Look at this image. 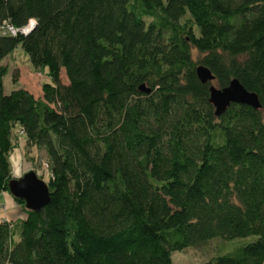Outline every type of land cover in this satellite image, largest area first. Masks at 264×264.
<instances>
[{"label": "trees", "instance_id": "obj_1", "mask_svg": "<svg viewBox=\"0 0 264 264\" xmlns=\"http://www.w3.org/2000/svg\"><path fill=\"white\" fill-rule=\"evenodd\" d=\"M32 17L0 35V197L23 138L48 156L49 201L13 196L25 216L0 219V264H174V250L247 234L199 264H262L264 0H0V24ZM18 44L48 68L40 95L16 72L3 91ZM234 77L261 105L216 115L209 87Z\"/></svg>", "mask_w": 264, "mask_h": 264}, {"label": "rangeland", "instance_id": "obj_2", "mask_svg": "<svg viewBox=\"0 0 264 264\" xmlns=\"http://www.w3.org/2000/svg\"><path fill=\"white\" fill-rule=\"evenodd\" d=\"M194 54L196 55L197 51ZM1 63L7 67V72L3 76V91L6 93H9L14 86L12 76L15 72L18 74L20 85L29 89L35 95H40V92H42L40 87L43 81L50 82L51 80L47 73L48 68H34L20 44L13 51L9 52ZM62 78H65L63 73ZM9 158L14 177H21L25 172L35 170L40 178L45 181L50 179L49 159L45 150L34 145L31 147L26 146L23 138L16 140L15 148L12 149ZM3 206L2 204L0 207L3 208ZM18 208L23 212L20 205ZM257 237L255 234L236 236L234 238L215 235L198 246L192 245L184 247L181 250H174L172 261H174V264H199L217 255L233 251L237 246L256 240ZM262 264H264V261Z\"/></svg>", "mask_w": 264, "mask_h": 264}, {"label": "water", "instance_id": "obj_3", "mask_svg": "<svg viewBox=\"0 0 264 264\" xmlns=\"http://www.w3.org/2000/svg\"><path fill=\"white\" fill-rule=\"evenodd\" d=\"M196 72L199 79L206 83L214 79V74L209 67L204 64L196 66ZM149 92L150 88L141 84V88ZM209 100L215 106V114L219 115L224 111L230 102L246 103L254 107H260L258 94L255 91H249L237 78H231L229 84L223 87H217L212 83L209 87ZM8 191L12 196L18 197L25 202L28 209L36 211L42 208L49 201L48 183L40 178L35 170L25 172L21 177H12L8 184Z\"/></svg>", "mask_w": 264, "mask_h": 264}, {"label": "crops", "instance_id": "obj_4", "mask_svg": "<svg viewBox=\"0 0 264 264\" xmlns=\"http://www.w3.org/2000/svg\"><path fill=\"white\" fill-rule=\"evenodd\" d=\"M0 203L4 205L3 208L0 207L1 220H14L15 218H21L25 216V213L20 211L18 208L19 204L14 200L9 191L2 193L0 197Z\"/></svg>", "mask_w": 264, "mask_h": 264}, {"label": "built area", "instance_id": "obj_5", "mask_svg": "<svg viewBox=\"0 0 264 264\" xmlns=\"http://www.w3.org/2000/svg\"><path fill=\"white\" fill-rule=\"evenodd\" d=\"M27 26L28 24L23 27H18V26L16 27L12 25L11 23H9L7 20H5L0 24V35H6V34L15 35L17 32L24 33L23 29ZM0 206H2L1 203H0Z\"/></svg>", "mask_w": 264, "mask_h": 264}, {"label": "clouds", "instance_id": "obj_6", "mask_svg": "<svg viewBox=\"0 0 264 264\" xmlns=\"http://www.w3.org/2000/svg\"><path fill=\"white\" fill-rule=\"evenodd\" d=\"M37 23H38V21L36 18H34V17L29 18L28 26L23 29V32L25 34H27L32 29V27L35 26Z\"/></svg>", "mask_w": 264, "mask_h": 264}]
</instances>
